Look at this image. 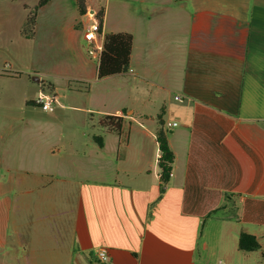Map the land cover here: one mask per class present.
Returning <instances> with one entry per match:
<instances>
[{
  "label": "crops",
  "instance_id": "1",
  "mask_svg": "<svg viewBox=\"0 0 264 264\" xmlns=\"http://www.w3.org/2000/svg\"><path fill=\"white\" fill-rule=\"evenodd\" d=\"M53 2V21L78 13L49 0L37 21ZM37 3L0 0L4 45ZM86 7L103 9L104 34L133 35L129 71L113 75L126 95L87 108L123 116L122 130L102 146L64 142L55 115L18 116V70L0 58V264H264V0ZM78 15L72 28L89 20ZM158 115L174 154L166 183ZM241 233L260 248L239 249Z\"/></svg>",
  "mask_w": 264,
  "mask_h": 264
},
{
  "label": "rangeland",
  "instance_id": "2",
  "mask_svg": "<svg viewBox=\"0 0 264 264\" xmlns=\"http://www.w3.org/2000/svg\"><path fill=\"white\" fill-rule=\"evenodd\" d=\"M55 9L56 2H53L40 11L35 37L32 39H25L16 31L15 35L8 34L11 44L4 45L3 33L0 31V58H6L18 70V116L25 113L35 116L55 115V123L65 134L64 142H90L93 141V134H101L104 138L109 132L97 123L102 115L98 112L92 114L87 108L102 109L103 101L109 107L110 99L125 96V79H121V76L97 79V61L88 54L90 45L84 39L86 23L76 20L72 28L74 19L86 22V18L80 17L74 5H71L63 22L53 21L50 17ZM16 13L24 14V11L17 6ZM85 16H88L87 12ZM106 20L107 29H110V17ZM67 24L70 33L64 28ZM32 76H37L39 81H33ZM118 78L121 84L115 86L114 82L113 85L112 82ZM39 92L54 94L52 109L45 110L30 102Z\"/></svg>",
  "mask_w": 264,
  "mask_h": 264
},
{
  "label": "trees",
  "instance_id": "3",
  "mask_svg": "<svg viewBox=\"0 0 264 264\" xmlns=\"http://www.w3.org/2000/svg\"><path fill=\"white\" fill-rule=\"evenodd\" d=\"M49 0H38V3L31 7L21 28V35L30 39L34 37L37 24L38 10L48 3ZM76 7L80 15L87 12L86 0H76ZM99 19L100 30H103L104 11L99 9L96 12ZM133 45V35L129 32H109L104 34L103 48L101 50L97 67L96 77L102 79L108 76L126 73L130 68V57ZM54 88L52 83H49ZM30 102H34L33 100ZM126 114V109L122 110ZM124 117L114 114H103L98 119V124L107 132L120 134L123 126ZM160 127L156 131V140L159 147L158 166L163 182H167L172 170L174 154L169 147L167 132L163 128V120L158 115ZM93 141L98 145H103V136L93 134ZM238 248L241 250H255L260 248V243L254 235L241 233L238 239Z\"/></svg>",
  "mask_w": 264,
  "mask_h": 264
},
{
  "label": "built area",
  "instance_id": "4",
  "mask_svg": "<svg viewBox=\"0 0 264 264\" xmlns=\"http://www.w3.org/2000/svg\"><path fill=\"white\" fill-rule=\"evenodd\" d=\"M89 21L85 25L84 39L89 43L90 47L87 49L88 54L98 62L101 50L103 48L104 33L100 30L99 19L96 12H87ZM9 67L8 63L0 66V71H4ZM176 98L180 99L177 95ZM35 104L39 105L42 109H52V102L55 98L52 94H44L39 92V95L33 100ZM170 125V123H168ZM173 125L176 122L171 123ZM95 256L98 261L106 263L109 260L108 248L105 245L99 246L95 251Z\"/></svg>",
  "mask_w": 264,
  "mask_h": 264
},
{
  "label": "water",
  "instance_id": "5",
  "mask_svg": "<svg viewBox=\"0 0 264 264\" xmlns=\"http://www.w3.org/2000/svg\"><path fill=\"white\" fill-rule=\"evenodd\" d=\"M33 81H39V78L37 76H32Z\"/></svg>",
  "mask_w": 264,
  "mask_h": 264
}]
</instances>
